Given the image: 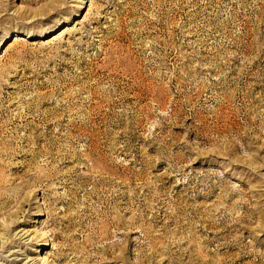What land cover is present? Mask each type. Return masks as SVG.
I'll return each instance as SVG.
<instances>
[{"label":"rangeland","instance_id":"374dc122","mask_svg":"<svg viewBox=\"0 0 264 264\" xmlns=\"http://www.w3.org/2000/svg\"><path fill=\"white\" fill-rule=\"evenodd\" d=\"M0 224V264H264V0H0Z\"/></svg>","mask_w":264,"mask_h":264},{"label":"bare ground","instance_id":"6f19581e","mask_svg":"<svg viewBox=\"0 0 264 264\" xmlns=\"http://www.w3.org/2000/svg\"><path fill=\"white\" fill-rule=\"evenodd\" d=\"M17 213H18V212H17ZM9 216H10V215H9ZM9 216H8V217H9ZM13 216H14V215H13ZM8 217H7V218H8ZM10 217H11V216H10ZM14 217L18 218L17 216H14ZM15 221H16V220H15ZM1 230H4V229H3V225L0 224V231H1ZM19 232H22V230H20ZM27 232H28V231L23 232V233L19 236V240L23 239L24 236H25V237L30 236V234L27 235ZM19 234H20V233H19ZM4 235H5V233H1V232H0V240H1V239H4ZM46 241H47V240H43L38 246H43V245L46 243ZM2 243H3V242H2ZM35 250H37V249H35ZM37 251H38V250H37ZM15 259H16V258H15ZM42 259H43V258H42ZM40 260H41V259H40ZM40 260H38V262H39ZM43 262H44V261H43ZM43 262H42V264H44ZM31 263H32V262H31ZM40 263H41V262H40Z\"/></svg>","mask_w":264,"mask_h":264}]
</instances>
